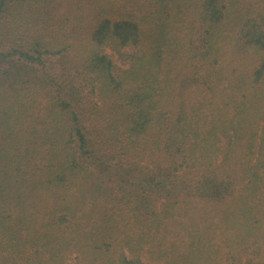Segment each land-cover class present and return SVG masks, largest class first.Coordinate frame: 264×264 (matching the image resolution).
<instances>
[{
	"label": "trees",
	"instance_id": "1",
	"mask_svg": "<svg viewBox=\"0 0 264 264\" xmlns=\"http://www.w3.org/2000/svg\"><path fill=\"white\" fill-rule=\"evenodd\" d=\"M0 20V264H264V0Z\"/></svg>",
	"mask_w": 264,
	"mask_h": 264
},
{
	"label": "rangeland",
	"instance_id": "2",
	"mask_svg": "<svg viewBox=\"0 0 264 264\" xmlns=\"http://www.w3.org/2000/svg\"><path fill=\"white\" fill-rule=\"evenodd\" d=\"M3 25H4L3 21L0 20V33H1V30H2V33H1L2 35L4 34ZM1 34H0V40L2 39V35ZM2 46L3 45L0 44V49L2 48Z\"/></svg>",
	"mask_w": 264,
	"mask_h": 264
}]
</instances>
